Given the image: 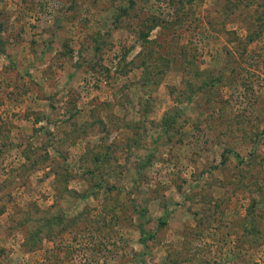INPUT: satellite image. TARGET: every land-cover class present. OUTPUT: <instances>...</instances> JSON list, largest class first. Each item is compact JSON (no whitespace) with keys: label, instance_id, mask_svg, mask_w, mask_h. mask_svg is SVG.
I'll list each match as a JSON object with an SVG mask.
<instances>
[{"label":"rangeland","instance_id":"rangeland-1","mask_svg":"<svg viewBox=\"0 0 264 264\" xmlns=\"http://www.w3.org/2000/svg\"><path fill=\"white\" fill-rule=\"evenodd\" d=\"M0 264H264V0H0Z\"/></svg>","mask_w":264,"mask_h":264}]
</instances>
